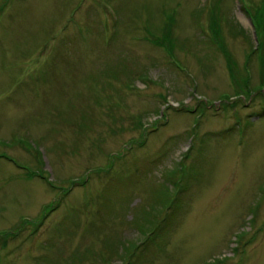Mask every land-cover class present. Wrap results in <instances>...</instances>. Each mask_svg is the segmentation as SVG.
<instances>
[{
    "label": "rangeland",
    "instance_id": "374dc122",
    "mask_svg": "<svg viewBox=\"0 0 264 264\" xmlns=\"http://www.w3.org/2000/svg\"><path fill=\"white\" fill-rule=\"evenodd\" d=\"M247 7L0 0V264H264V39ZM163 25L173 56L146 39Z\"/></svg>",
    "mask_w": 264,
    "mask_h": 264
},
{
    "label": "trees",
    "instance_id": "16d2710c",
    "mask_svg": "<svg viewBox=\"0 0 264 264\" xmlns=\"http://www.w3.org/2000/svg\"><path fill=\"white\" fill-rule=\"evenodd\" d=\"M240 1H242V0H240ZM243 1L248 3V7L246 8V11L248 12V15L250 16V18L252 20V24H253L254 30L256 32V36L264 39V0H259L258 3L252 2V0H243ZM214 7H215L214 9L217 13V6L215 5ZM242 8H244V7H242ZM214 17H215V15L214 14L211 15V12H210L208 26L211 25V27H212L211 35H213V36L211 37V40L217 46L218 50L221 51V53L223 54V56L226 59V65H227L232 83L235 85V87L237 89L247 88L246 84L249 82V77H247V75L243 76V78H241V79L238 77L236 70H235L236 62L233 60L234 58L230 54V52H229V50H228V48L224 42V39L222 37H220V31H216L215 28L213 27V24L218 23L214 20ZM229 32H231V35H233V36L237 34L236 31H234L231 26H230ZM146 39L148 41H150L154 46H159V47L163 48L166 51L167 55H170V56L174 55L176 44L174 41V37L171 34V31H170V29H168L167 26L163 25V27L160 28L156 32V34L152 33L151 36L149 38H146ZM253 51L256 53L258 52V54H257L258 59H264V42L257 43L256 46L253 48ZM261 75L263 77V74H261ZM259 83H260V85H263L264 80L259 82ZM157 113L160 114V108H157ZM155 123H157V120H155ZM135 126L141 128V130L144 133L145 127H144L142 122L137 121L135 123ZM52 209L53 208H51L50 211ZM46 216L47 215H45V217ZM144 220H145L146 225H147V223H152V221L148 218H144ZM146 225L140 224L142 234H144L146 232V229L148 228ZM128 248H130V245H125V249L127 250Z\"/></svg>",
    "mask_w": 264,
    "mask_h": 264
}]
</instances>
